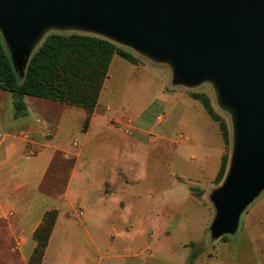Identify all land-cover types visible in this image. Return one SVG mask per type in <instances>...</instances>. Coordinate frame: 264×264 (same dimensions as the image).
<instances>
[{
  "label": "water",
  "instance_id": "water-1",
  "mask_svg": "<svg viewBox=\"0 0 264 264\" xmlns=\"http://www.w3.org/2000/svg\"><path fill=\"white\" fill-rule=\"evenodd\" d=\"M50 32L101 37L166 66L173 87L212 89L231 148L208 194L209 236L236 233L264 192V0H0V38L18 78Z\"/></svg>",
  "mask_w": 264,
  "mask_h": 264
},
{
  "label": "rangeland",
  "instance_id": "rangeland-1",
  "mask_svg": "<svg viewBox=\"0 0 264 264\" xmlns=\"http://www.w3.org/2000/svg\"><path fill=\"white\" fill-rule=\"evenodd\" d=\"M137 61L142 64L133 65L114 55L109 69V82L106 83V86L110 84V93H103L100 98L109 105L111 116L107 123L113 128V131L102 134V139L117 142L127 137L135 140V143L129 147L123 145L119 149L116 145L106 146V143L99 146L95 143L92 147L105 148L102 152L98 150V153L110 152L124 168L125 166L132 168L135 164L132 178L138 177L140 181L136 184H125L122 181L120 197L124 201L132 202L131 193L133 195L136 193L139 197L137 201L142 202L141 204L149 203L154 206L168 201L177 204L181 212L188 213L185 219L178 220L177 231L172 237L170 236L171 240L167 241L177 250L171 254L165 253L166 259L156 257L153 261L157 264L192 262L193 264H264V192L242 213L236 233L227 236L225 241L213 240L209 236L214 210L208 201V194L222 182L217 184L215 177L221 157L226 155L229 158L231 132L230 142L225 145L217 123L208 117L201 104L191 99L190 95L202 93L208 96L214 110L225 120L230 130L229 117L216 107L212 89L207 85L193 90L173 87L166 66L155 65L138 56ZM0 92L6 94L0 95V126H3L4 119L14 111V108L10 94L1 90ZM30 99L31 97H27L26 102ZM173 100H176L178 105L171 115L168 112L169 107L164 110L159 107L158 103L164 104ZM64 107L67 108L68 113L63 116L64 124L59 134L60 140L66 146L71 144L73 150L77 151L79 140L88 128L90 119L84 127L85 111L73 106ZM183 107L185 111L181 113L179 108ZM159 114L165 115L161 122L156 120ZM121 116L126 117L124 120L118 119ZM154 123V130L149 135L135 131V127L139 125L150 126ZM180 123L185 126H181ZM192 133L197 135L202 144L201 148L181 145L180 142H184L182 137H189ZM161 135L168 137L170 141L162 143L159 140ZM46 138H49V135ZM142 166H145V170L140 173ZM53 169L47 172L38 191L56 197L61 193L63 184L61 185L60 178L55 184L56 179L51 176ZM36 180L37 178H32L31 184H35ZM77 188L71 189V199H75L79 190ZM33 198L35 199V196ZM190 202L194 206L189 205ZM45 203L49 207L55 205L53 201ZM32 218L33 216L31 220ZM173 223L174 221L171 222ZM72 224V227L78 228V231L68 230L70 226L67 227L63 221H59L47 249L44 264H57L60 258L62 264H67L66 257L75 258L81 252L82 243L86 238L85 231L75 216ZM105 227L108 232H112L111 226ZM88 231L91 229L88 228ZM72 236H77V242L71 240ZM180 241H187V249L178 251L177 245ZM141 251L139 256L134 258L145 260L148 264L150 248L145 247Z\"/></svg>",
  "mask_w": 264,
  "mask_h": 264
},
{
  "label": "crops",
  "instance_id": "crops-1",
  "mask_svg": "<svg viewBox=\"0 0 264 264\" xmlns=\"http://www.w3.org/2000/svg\"><path fill=\"white\" fill-rule=\"evenodd\" d=\"M138 64L142 62L138 61L133 65ZM107 82L109 70L77 151L73 150L71 144L66 146L62 143L59 136L64 124L63 116L68 113L64 106L68 105L34 97L26 102L28 96H25L23 101L26 109L23 114L16 116L13 111L4 119L5 124L0 126V264H27L35 247L33 232L43 214L49 210H56L57 218L41 264H44L59 221L70 226L68 230L78 231V228L72 227L73 216L84 229L86 238L81 252L75 258H65L67 264H146L145 260L134 258L145 247L150 248L151 252L148 264H157L153 261L156 257H164L165 253L171 254L177 250L167 241L177 231L178 220L185 219L188 213L181 212L177 204L168 201L154 206L149 203L141 204L134 192V195L131 193L132 202L124 201L120 197L122 181L125 184L140 181L138 177L132 178L135 164L132 168H124L110 152L101 153L105 148L92 147L95 143L96 146L106 143V146L116 145L119 149L123 145L129 147L135 143V140L127 137L117 142L104 141L101 137L102 134L113 131L112 125L107 123L111 116L109 105L100 100L103 93H110V84L106 86ZM0 95L6 94L0 92ZM158 104L163 110L169 107L171 115L178 102L173 100ZM180 109L181 113L185 111L184 107ZM163 115H157L156 120L158 117L164 119ZM125 117L118 119L124 120ZM180 125L185 126L182 123ZM154 127L155 123L150 126L139 125L135 127V131L149 135ZM47 135L49 138H46ZM159 140L162 143L170 141L163 135ZM182 140L184 142L180 143L185 147L202 146L195 133L182 137ZM98 150L101 152L98 153ZM51 168H54L51 176L56 179L55 184L59 178L61 185L63 184L61 193L56 197L38 191ZM144 170L145 166H142L140 173ZM32 178H37L35 184H31ZM73 187L79 188L75 199L70 198ZM46 201H53L55 205L49 207ZM189 205L194 206L192 202ZM105 226H111L112 232H108ZM72 239L77 242V236H72ZM186 242L178 243V251L187 249ZM57 264H62L61 258Z\"/></svg>",
  "mask_w": 264,
  "mask_h": 264
},
{
  "label": "trees",
  "instance_id": "trees-1",
  "mask_svg": "<svg viewBox=\"0 0 264 264\" xmlns=\"http://www.w3.org/2000/svg\"><path fill=\"white\" fill-rule=\"evenodd\" d=\"M114 55L136 64L137 56L106 39L77 32H50L32 53L22 78L12 67L0 38V90L11 95L14 115L23 114L25 96L82 108L87 126L99 100ZM208 117L217 123L225 145L230 142V130L225 120L214 110L208 96L192 93ZM228 157H221L215 181L225 175ZM57 218L56 210L46 211L33 232L35 247L27 264H41ZM227 236L220 238L225 241ZM195 256L194 254L192 255Z\"/></svg>",
  "mask_w": 264,
  "mask_h": 264
},
{
  "label": "built area",
  "instance_id": "built-area-1",
  "mask_svg": "<svg viewBox=\"0 0 264 264\" xmlns=\"http://www.w3.org/2000/svg\"><path fill=\"white\" fill-rule=\"evenodd\" d=\"M162 119H163L162 117H158V118H157L158 121H161Z\"/></svg>",
  "mask_w": 264,
  "mask_h": 264
}]
</instances>
